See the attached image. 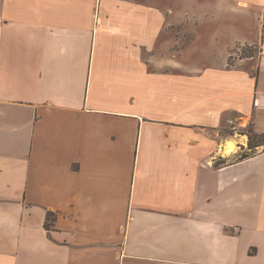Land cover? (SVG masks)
Returning a JSON list of instances; mask_svg holds the SVG:
<instances>
[{
  "label": "crops",
  "instance_id": "obj_1",
  "mask_svg": "<svg viewBox=\"0 0 264 264\" xmlns=\"http://www.w3.org/2000/svg\"><path fill=\"white\" fill-rule=\"evenodd\" d=\"M233 122L264 135V0H0V264H264Z\"/></svg>",
  "mask_w": 264,
  "mask_h": 264
},
{
  "label": "rangeland",
  "instance_id": "obj_2",
  "mask_svg": "<svg viewBox=\"0 0 264 264\" xmlns=\"http://www.w3.org/2000/svg\"><path fill=\"white\" fill-rule=\"evenodd\" d=\"M196 33L198 34V38H202L201 37V30L197 29ZM180 40V54L182 55V59H186L189 53H193L192 51H189L187 49V47L185 46L186 44H190V42H192V39L187 35L182 34ZM199 41H197L195 44L198 45ZM198 48V46H197ZM256 52H258V50H255L254 48L251 47H243V48H239L237 50V54L234 55V57L232 59H236L239 60V58H243L248 56L249 54L255 55ZM195 58V57H193ZM236 60H230V64L234 65ZM228 118L231 119H235L236 115L234 114H230L228 116ZM234 126H236V128H234ZM241 128H239L237 126V123L233 122V123H227V125L224 124L223 128L219 131L218 136H214L218 142H222L224 140V144L226 145L228 141H233L235 143V151L231 154L229 153H225L224 152V147H221V151L220 148L219 150L216 151V153L214 152V158L215 160H217L216 164L218 166L220 165H225L227 163H231L234 161H239V160H245L251 157H254L258 154V148L255 149H251V147L255 146V145H260V144H264V135H260L257 134L254 130L253 125H248V127H246L243 130H240ZM238 133L239 135L242 134L243 136H245L244 138H240L237 136L238 139H243L244 141H248L247 143V147H245L244 150H237V143L235 140H237V138L235 137V133ZM231 136H233L231 138ZM236 138V139H235ZM235 139V140H234ZM228 140V141H226ZM216 150V148L214 149V151ZM223 150V151H222ZM238 151V152H237ZM235 153V154H234ZM219 155V156H217ZM221 155H225L226 158H221ZM248 156L247 158H244Z\"/></svg>",
  "mask_w": 264,
  "mask_h": 264
},
{
  "label": "trees",
  "instance_id": "obj_3",
  "mask_svg": "<svg viewBox=\"0 0 264 264\" xmlns=\"http://www.w3.org/2000/svg\"><path fill=\"white\" fill-rule=\"evenodd\" d=\"M250 56H252V54H249L248 56H246V57H250ZM264 144H260V145H255V146H253V147H251V149H255L257 146H263ZM248 156H246V157H244V158H247ZM47 223H46V228L48 229V230H50L51 229V227L53 226V221H54V215L53 214H49L48 215V219H47Z\"/></svg>",
  "mask_w": 264,
  "mask_h": 264
},
{
  "label": "bare ground",
  "instance_id": "obj_4",
  "mask_svg": "<svg viewBox=\"0 0 264 264\" xmlns=\"http://www.w3.org/2000/svg\"><path fill=\"white\" fill-rule=\"evenodd\" d=\"M235 150V143L233 141H229L226 145V153H231Z\"/></svg>",
  "mask_w": 264,
  "mask_h": 264
}]
</instances>
